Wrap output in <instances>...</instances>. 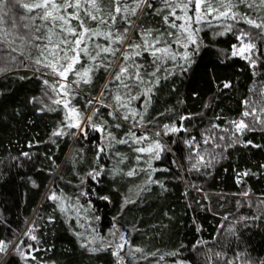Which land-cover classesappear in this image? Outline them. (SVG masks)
<instances>
[{"label": "trees", "instance_id": "obj_1", "mask_svg": "<svg viewBox=\"0 0 264 264\" xmlns=\"http://www.w3.org/2000/svg\"><path fill=\"white\" fill-rule=\"evenodd\" d=\"M235 10L258 22L264 17V10L244 4ZM148 12L140 17L142 28L163 30L160 16ZM20 13L28 15L14 6L13 14ZM200 27L187 70L178 66L183 61H169L146 109L133 102L144 115L136 127L114 119L109 108L86 106L109 82L103 68L72 100L83 114V131L65 127V110L51 103L44 84L55 78L32 63L34 48L17 41L24 55L11 53L17 62L0 73V240L12 242L0 264H264V131L255 124L254 131L233 134V121L252 119L244 111L264 109V34L239 18ZM241 32L256 45L255 67L232 55ZM138 59L145 71L154 70L150 55ZM94 108L103 132L87 123ZM165 124L183 130L165 135ZM59 128L66 134L53 136ZM130 129L149 139L134 143ZM121 139L128 143L116 142ZM153 141L163 146L159 159L135 150ZM200 155L211 164L196 170ZM17 245L27 260L13 250Z\"/></svg>", "mask_w": 264, "mask_h": 264}, {"label": "snow or ice", "instance_id": "obj_2", "mask_svg": "<svg viewBox=\"0 0 264 264\" xmlns=\"http://www.w3.org/2000/svg\"><path fill=\"white\" fill-rule=\"evenodd\" d=\"M160 3L162 7L157 8L151 0H29V2L0 0V61H3L5 65L0 66V73L9 70L7 65L17 62V57L12 56L11 53L19 52V55H24L17 41L34 48L35 57L32 58L29 53L32 63L38 68L46 69L45 75L55 78L52 82L44 80V84L53 93L50 97L51 103L62 106L65 110V127L83 131L82 125L85 122L83 114L76 105L72 104V100L78 94L77 90L82 85L92 84L95 74L103 68L109 76V82L99 97L86 101V106L99 104L101 107L109 108L111 109L109 115H112L114 119L130 121L132 127H136L143 125L144 115L139 108L132 106L133 102L140 101V108L146 109L151 102L154 88L160 82L158 73L162 70L168 71L164 65L169 61L174 64L183 61L184 63L178 66L184 71L187 70L185 64L191 62L189 49L191 48L192 52L197 50L193 46H198L197 34L201 31V25L212 26V20L238 22L239 18L261 30L257 35L264 34V17H261V22H258L235 10L239 4H244L250 9L264 10V0H160ZM14 6L22 8L28 15L20 13L19 16H15ZM148 9H152V12L160 16L165 25L163 30L142 28L139 20L143 15L150 14ZM37 19L40 24L35 26V32H33L32 25ZM18 21H24V23L21 25ZM21 27L25 31H20ZM224 27L226 30H231L233 25L226 24ZM36 32L40 35H36ZM249 35L251 34L240 33L238 39L241 41V46L238 48L234 46L232 55H240L255 67L256 61L252 59V55L256 45L245 42ZM145 54L152 58L154 70L151 73L143 69L138 59ZM261 54L264 55V53ZM229 86L227 83L224 85V87ZM113 87L115 94L111 95ZM99 111V108H94L92 114L87 117V123L94 130L103 132L102 125L93 119ZM242 115L252 119L233 121L234 135L256 130L255 124H259L260 130L264 131V109H261L258 114L255 108H251L250 111H244ZM115 126L121 127L120 124ZM182 130L175 125L163 126L165 135ZM65 134L63 128L52 133L53 136ZM128 135L138 145L149 139L146 134L138 136L131 129ZM156 135H161L160 131H157ZM108 138L116 140L111 133L108 134ZM215 139L223 140L225 137L219 136ZM116 142L128 143L123 139ZM205 143H208V140H205ZM216 146L219 147V144ZM162 148L159 141H153L146 147H138L135 150L139 153L154 155L156 159H159ZM210 164L211 160L205 161V157L200 155L192 167L199 170L201 166L208 167ZM149 167H151L150 164ZM134 174L135 171L128 172L129 176ZM97 175H99L98 172ZM50 199L56 200L57 196L53 193ZM28 235L33 241L37 240V237L31 234V230ZM120 240L124 241L123 235L120 236ZM11 243L0 240V253H6ZM25 247L33 251L38 250L33 249L32 245H25ZM123 247V243L116 245L117 249H123ZM13 250L25 260L29 258L21 251L19 245ZM89 250L96 252L100 249ZM135 251L140 252L141 249L136 248ZM114 255L119 257V252H114ZM31 258L36 259L35 256Z\"/></svg>", "mask_w": 264, "mask_h": 264}, {"label": "rangeland", "instance_id": "obj_3", "mask_svg": "<svg viewBox=\"0 0 264 264\" xmlns=\"http://www.w3.org/2000/svg\"><path fill=\"white\" fill-rule=\"evenodd\" d=\"M211 18V17H210ZM216 21H218V20H216Z\"/></svg>", "mask_w": 264, "mask_h": 264}]
</instances>
